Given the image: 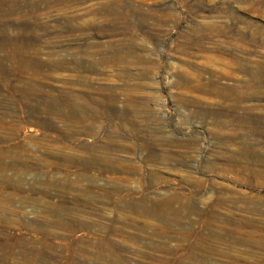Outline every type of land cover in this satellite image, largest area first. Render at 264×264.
Wrapping results in <instances>:
<instances>
[{
  "label": "rangeland",
  "instance_id": "1",
  "mask_svg": "<svg viewBox=\"0 0 264 264\" xmlns=\"http://www.w3.org/2000/svg\"><path fill=\"white\" fill-rule=\"evenodd\" d=\"M0 35V264H264V0H0Z\"/></svg>",
  "mask_w": 264,
  "mask_h": 264
},
{
  "label": "bare ground",
  "instance_id": "2",
  "mask_svg": "<svg viewBox=\"0 0 264 264\" xmlns=\"http://www.w3.org/2000/svg\"><path fill=\"white\" fill-rule=\"evenodd\" d=\"M38 1V0H37ZM54 1V0H53ZM116 1V0H115ZM36 2V1H35ZM124 3V2H123ZM37 4V3H36ZM10 12V11H9ZM124 12V11H123ZM122 12V13H123ZM37 15V14H36ZM120 16L122 14H119ZM22 17V16H21ZM25 19H27L24 16ZM23 18V19H24ZM118 18V17H117ZM120 19V18H118ZM24 21V20H22ZM21 21V22H22ZM26 21V20H25ZM28 21V20H27ZM126 21V20H125ZM20 22V21H19ZM116 22V21H115ZM35 23V22H34ZM38 24V23H37ZM8 25V24H7ZM11 25V24H10ZM40 25V24H38ZM116 25V24H115ZM120 25V24H119ZM21 26V25H20ZM24 27V26H23ZM119 27V26H117ZM25 28V27H24ZM35 28V27H34ZM39 28V27H38ZM27 29V28H25ZM128 30V29H127ZM20 32V31H19ZM24 32V31H23ZM27 32V31H26ZM12 33V32H11ZM62 34V33H61ZM32 35V34H31ZM1 36V35H0ZM16 36V35H15ZM37 36H39L37 34ZM131 37V36H130ZM133 38V37H132ZM24 39V38H23ZM35 39V38H34ZM124 39V38H123ZM29 40V39H28ZM136 41V40H135ZM132 42V41H131ZM33 43V42H32ZM38 43V42H37ZM130 43V42H129ZM140 45V44H139ZM26 46V45H25ZM32 47V46H31ZM36 47V46H35ZM17 48V47H16ZM22 48V47H21ZM119 48V47H117ZM6 49V48H5ZM116 49V48H115ZM125 49V48H124ZM27 50V49H26ZM9 51V50H8ZM13 51V50H12ZM37 51V50H36ZM24 52V51H23ZM10 54V53H9ZM24 55V54H23ZM16 58V57H15ZM38 58V57H37ZM12 61V60H11ZM17 61V60H16ZM22 61V60H21ZM20 61V62H21ZM37 61V60H36ZM63 61V60H62ZM14 62V61H13ZM23 62V61H22ZM75 63V62H74ZM37 64V63H36ZM15 65V64H14ZM18 66V65H17ZM50 66V65H49ZM53 66V65H52ZM25 92V91H24ZM116 96V95H115ZM114 97V96H113ZM64 99V98H63ZM115 99V98H114ZM112 101V100H111ZM53 102V101H52ZM76 108V107H75ZM153 171V170H152ZM155 171V170H154ZM161 193V192H160ZM166 193V192H165ZM176 195V194H175ZM151 196V195H150ZM181 196V195H180ZM177 197L175 196H169L163 199H152L151 201H149L148 203H145V205H142V209L144 212H146L147 214H150L152 216L155 217H160L162 219H164L167 223H170L175 217L179 216L178 214H181V212L183 211V208L181 205L179 208H173V202ZM182 198V197H181ZM180 199V198H179ZM177 200V199H176ZM146 202V201H145ZM178 202V201H177ZM182 203V202H181ZM139 204V203H138ZM139 206V205H138ZM188 207V206H187ZM186 207V208H187ZM187 210V209H186ZM193 210V209H192ZM183 216V214H182ZM178 220V219H177ZM174 221V220H173ZM175 223V222H174ZM173 225V224H172ZM3 246L1 245V248Z\"/></svg>",
  "mask_w": 264,
  "mask_h": 264
}]
</instances>
